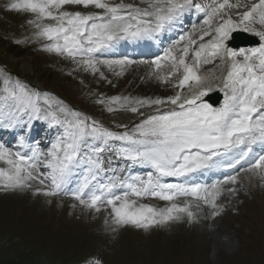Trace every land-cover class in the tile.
Wrapping results in <instances>:
<instances>
[{
  "label": "snow or ice",
  "instance_id": "obj_1",
  "mask_svg": "<svg viewBox=\"0 0 264 264\" xmlns=\"http://www.w3.org/2000/svg\"><path fill=\"white\" fill-rule=\"evenodd\" d=\"M7 8L30 14L27 23L35 38L46 41L44 50L70 60L76 70L106 79L104 69L119 76L130 65H146L160 83L174 81L177 91L166 97L101 95L96 102L108 113L142 117L131 127L117 124L123 130L114 131L5 73L0 128L21 127L22 134L15 146L0 141L5 165L0 166V189L64 195L97 212L103 206L109 210L110 231L131 226L147 232L185 216L193 221V201L197 209L202 204L211 216L220 215L218 198L225 191L236 193L226 186L238 183L239 172L264 181V0L248 6L230 0H13ZM234 8L243 10L233 15ZM193 11L202 20L181 30L160 55L151 60L114 57L122 42L159 41ZM237 30L257 37L258 45L229 47ZM216 61L226 68L215 86L223 93L219 106L205 99L213 85L205 84L199 72L201 65ZM144 108L153 112L145 115ZM33 120L58 127L46 150L40 140L30 143L23 128ZM121 160L124 171L117 174L114 165ZM133 167L146 171H127ZM238 167V173L210 184L197 182L198 175ZM181 197L184 202L177 203ZM145 198L167 206L141 202Z\"/></svg>",
  "mask_w": 264,
  "mask_h": 264
},
{
  "label": "rangeland",
  "instance_id": "obj_2",
  "mask_svg": "<svg viewBox=\"0 0 264 264\" xmlns=\"http://www.w3.org/2000/svg\"><path fill=\"white\" fill-rule=\"evenodd\" d=\"M11 2L0 0V86L6 73L42 96L56 100L66 96L67 103L63 98L59 101L73 110L78 103L84 109L76 111L87 116L90 112L115 131L123 130L117 124L131 127L142 117L124 111L108 113L96 102L101 95L166 97L177 91L174 81L160 83L146 65H130L119 76L104 69L106 79L76 70L70 60L44 50L46 41L35 38V29L27 23L31 15L8 9ZM218 63L206 74L219 84L226 68H218ZM141 111L148 115L153 109ZM0 166L5 165L0 162ZM236 185L237 194L218 199L223 205L220 215L211 216L206 206L197 209L193 201V221L185 216L147 232L131 226L110 231L109 210L103 207L97 212L59 196L0 189V264H264V181L242 173Z\"/></svg>",
  "mask_w": 264,
  "mask_h": 264
},
{
  "label": "bare ground",
  "instance_id": "obj_3",
  "mask_svg": "<svg viewBox=\"0 0 264 264\" xmlns=\"http://www.w3.org/2000/svg\"><path fill=\"white\" fill-rule=\"evenodd\" d=\"M135 1V0H134ZM134 1H132V2H134ZM241 2L242 3H244V0H241ZM185 17H187V16H185ZM178 38V37H177ZM177 38H173V39H171V40H169V41H167V42H165V44H163V45H160L162 48H164V47H166L169 43H171L173 40H175V39H177ZM150 41H144V43L143 44H149V45H151V43H149ZM155 45V44H154ZM158 47L157 48V50H158V52H161V47ZM154 49H156V48H154ZM159 54V53H158ZM155 55H157V53L155 54ZM137 57H140V56H137ZM210 65V64H209ZM202 67V66H201ZM202 68H210V67H202ZM219 68V67H218ZM208 69H204L203 70V72L206 74V71H207ZM215 86L216 85H213V89L215 88ZM151 97H153V96H151ZM36 123L37 124H39V127H42L45 123H47V122H45V121H41V120H36ZM15 135L16 134H12V135H9V137L8 138H6L5 140H4V137L5 136H2L0 139L1 140H4V142L8 145V146H11V143L13 142V140H15ZM30 137L31 138H34V137H38V134H36V131H35V129L34 128H31L30 129ZM41 139V145L44 147V148H46V146H47V143L48 142H50V141H48L47 142V140L48 139H50V137L49 136H46V137H42V138H40ZM238 170V168L236 169V170H231L228 174H230V175H232V174H236V173H238V172H235V171H237ZM235 172V173H234ZM239 174H240V172H239ZM240 176V175H239ZM218 179H220V178H218ZM226 187H235L236 189H237V191H236V193L235 194H237L238 193V187H237V185H234V186H232V185H228V186H226ZM240 191V190H239ZM227 194H229V192H227V191H225V192H223L222 194H221V196L218 198V199H222L225 195H227ZM232 194V193H231Z\"/></svg>",
  "mask_w": 264,
  "mask_h": 264
}]
</instances>
